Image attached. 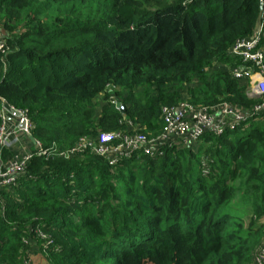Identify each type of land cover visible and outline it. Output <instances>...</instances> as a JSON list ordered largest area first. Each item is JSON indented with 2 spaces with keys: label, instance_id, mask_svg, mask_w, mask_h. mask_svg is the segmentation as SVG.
Listing matches in <instances>:
<instances>
[{
  "label": "trees",
  "instance_id": "16d2710c",
  "mask_svg": "<svg viewBox=\"0 0 264 264\" xmlns=\"http://www.w3.org/2000/svg\"><path fill=\"white\" fill-rule=\"evenodd\" d=\"M260 23L264 52V0H0V110L23 112L47 152L30 143L0 190V264H250L263 113L114 165L94 148L101 133L159 135L163 108L182 102L250 111L261 99L231 77L245 63L228 52ZM15 156L0 147L2 165Z\"/></svg>",
  "mask_w": 264,
  "mask_h": 264
},
{
  "label": "built area",
  "instance_id": "2783aa9c",
  "mask_svg": "<svg viewBox=\"0 0 264 264\" xmlns=\"http://www.w3.org/2000/svg\"><path fill=\"white\" fill-rule=\"evenodd\" d=\"M261 29L260 23L251 36L235 41L228 52L232 58L245 63V66L231 68L229 70L231 77L243 80L247 84L245 94L248 98L261 99L250 111H240L225 103L209 109L196 108L188 102H182L177 107L163 108L164 125L159 135L147 137L133 134L126 137L119 133H101L97 135L98 146L94 148V151L102 157L106 156L109 165H114L122 158L138 155V151H142L143 155L154 156L160 154V149L165 146L188 147L205 133L219 136L225 129H234L247 119L264 114V52L259 48ZM2 49L3 45L0 43V51ZM9 112L18 115L19 124L23 121L22 128L18 127L19 124L13 126L9 134L15 138L21 134L26 141L30 137L32 126L25 114L12 106L3 105L0 110V147L6 146ZM116 139H119V143L109 147ZM34 145L38 148L36 155L41 156L47 153L40 149L38 143L35 142ZM81 152V150L72 153L61 152L60 156L68 158L70 155ZM32 156V153L26 152L16 155L13 161L4 165L0 163V190L16 184ZM38 236L45 239V235L41 232H38ZM254 249L250 264H264V236ZM23 264L29 263L24 261Z\"/></svg>",
  "mask_w": 264,
  "mask_h": 264
},
{
  "label": "crops",
  "instance_id": "0c3cea01",
  "mask_svg": "<svg viewBox=\"0 0 264 264\" xmlns=\"http://www.w3.org/2000/svg\"><path fill=\"white\" fill-rule=\"evenodd\" d=\"M19 124V117L17 114L12 112L8 113V137L6 141V146L11 147L13 146L15 155H20L26 152H29L30 145L33 144L30 140H25L23 135L18 134L17 137L10 135V131L13 129V126H17ZM40 257L37 258L36 264H43Z\"/></svg>",
  "mask_w": 264,
  "mask_h": 264
},
{
  "label": "water",
  "instance_id": "95a60500",
  "mask_svg": "<svg viewBox=\"0 0 264 264\" xmlns=\"http://www.w3.org/2000/svg\"><path fill=\"white\" fill-rule=\"evenodd\" d=\"M261 5H262V4H261ZM261 5H260V7H261ZM115 109L118 110L119 113H121V114H123L124 111H125L124 106L121 105L120 103H116V104H115ZM18 127H19V128H22V127H23V121L20 122V124H19ZM29 140H30L33 144L35 143V140H34V138H33L32 136L29 137Z\"/></svg>",
  "mask_w": 264,
  "mask_h": 264
},
{
  "label": "rangeland",
  "instance_id": "374dc122",
  "mask_svg": "<svg viewBox=\"0 0 264 264\" xmlns=\"http://www.w3.org/2000/svg\"><path fill=\"white\" fill-rule=\"evenodd\" d=\"M28 145H30V144H28ZM71 157H72V155H70L68 158H71ZM234 206H235L236 209H238L240 211V213L242 214V216H244V214L246 212L245 207L243 205H238V204H234ZM254 250L255 249H253L252 252H251V258L253 256ZM148 264H151V263H148Z\"/></svg>",
  "mask_w": 264,
  "mask_h": 264
}]
</instances>
